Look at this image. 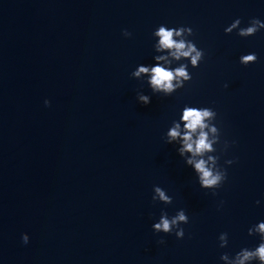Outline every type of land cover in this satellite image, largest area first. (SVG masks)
<instances>
[{
  "label": "water",
  "instance_id": "water-1",
  "mask_svg": "<svg viewBox=\"0 0 264 264\" xmlns=\"http://www.w3.org/2000/svg\"><path fill=\"white\" fill-rule=\"evenodd\" d=\"M236 18L264 21V0H0V264H230L221 253L259 243L247 230L264 221V29L225 33ZM161 24L192 28L173 39L203 50L198 67L159 48ZM182 63L191 79L167 96L131 75ZM185 105L216 112L217 151L202 158L227 170L217 189L200 187L179 138L166 143ZM178 209L182 238L153 231Z\"/></svg>",
  "mask_w": 264,
  "mask_h": 264
},
{
  "label": "clouds",
  "instance_id": "clouds-1",
  "mask_svg": "<svg viewBox=\"0 0 264 264\" xmlns=\"http://www.w3.org/2000/svg\"><path fill=\"white\" fill-rule=\"evenodd\" d=\"M240 23L239 18L234 19L224 28V32L231 33L233 29L239 28L237 34L241 37H247L255 35L259 29H264V21L257 18H252L246 27H239ZM185 31L190 35L193 34L191 27H167L161 24L158 26V31H154V34L160 37L159 48L173 49L170 54L177 60L181 57L190 58L191 66L195 68L198 67L199 62L203 59V50L197 48L196 44L191 40L185 42L183 39L180 41L173 39L174 35L181 36ZM123 35L130 36L131 33L124 30ZM154 59L164 60L165 64L169 63L162 56L154 57ZM256 60L257 56L254 52L242 55L239 58V62L244 65L254 63ZM187 67L183 63L176 68L164 67L160 64H155L151 68L141 65L131 75L139 77L141 73H150L148 84L152 93H162L167 96L183 87L184 82L191 79V74L187 70ZM136 98L139 103L145 105L151 102L150 97L141 92H137ZM49 103L48 99L44 100L46 106ZM215 118L216 112L209 107L185 105L182 108V115L180 116V119L184 122L183 128L185 131L181 132L180 123L174 122V126L167 132L166 139V143L169 144L176 141L177 138L180 139V143L177 144L176 148L177 153L181 157H185L186 153L191 154L184 158V162L186 165L191 166L195 172L200 187L206 189H217L227 179V170L219 166L218 155H208L207 159L202 158L206 153H215L217 151L213 147V144L220 140V132L215 124L208 123V121ZM209 132L215 134L211 139ZM196 157L201 158L197 159ZM233 162V160H226L225 164ZM152 200L162 201L164 204L172 203V197L166 194L164 189L156 185L153 186ZM256 203H259V201H256ZM188 219L184 209H178L175 215L171 217L168 216L166 211L161 210L158 221L154 222L151 227L154 232L172 233L174 231L177 238H182L184 236V229L180 225L188 223ZM247 231L250 236L258 235L259 243L254 248H241L232 256L226 252L221 253V261H228L229 257H231L230 264H252L253 261H256L257 264H264V221L253 224ZM227 236L226 232L219 234V247L223 248L227 245ZM21 239L24 243H27V233H22ZM160 242L163 243V240Z\"/></svg>",
  "mask_w": 264,
  "mask_h": 264
}]
</instances>
